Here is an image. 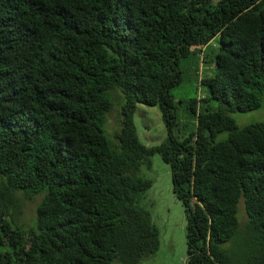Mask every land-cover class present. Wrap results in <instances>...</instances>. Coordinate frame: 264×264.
<instances>
[{
	"label": "trees",
	"instance_id": "obj_1",
	"mask_svg": "<svg viewBox=\"0 0 264 264\" xmlns=\"http://www.w3.org/2000/svg\"><path fill=\"white\" fill-rule=\"evenodd\" d=\"M214 39V73L185 102L195 127L179 139L180 59ZM117 90L111 143L102 126ZM263 96L264 0H0V264L153 256L159 231L140 205L151 180L138 170L154 152L185 208V264H264V121L227 114ZM137 103L159 106L160 144L138 139ZM19 193L43 195L27 226Z\"/></svg>",
	"mask_w": 264,
	"mask_h": 264
},
{
	"label": "rangeland",
	"instance_id": "obj_2",
	"mask_svg": "<svg viewBox=\"0 0 264 264\" xmlns=\"http://www.w3.org/2000/svg\"><path fill=\"white\" fill-rule=\"evenodd\" d=\"M201 49L197 53H191L180 59L181 81L180 84L170 89L174 97L178 128L175 133L179 139L185 131H191L195 127V118L189 115L185 102L188 99L197 100L206 95V86L201 84V78L213 75L215 66L212 45ZM112 110L106 115L102 126L103 133L111 143H117L115 132L119 130V109L123 102L119 90L113 92ZM261 106L244 112L227 111L239 126L264 121V96ZM207 104L211 110L218 109L216 100H210ZM134 125L138 139L146 147L160 144L167 136V128L162 119L158 105L137 103L133 114ZM185 127V128H184ZM228 137V132H220L215 135V140H223ZM149 166L143 164L138 170V175L151 180V186L141 197L140 205L150 214L151 221L159 231V248L157 252L147 258H143L140 264H185L188 257L186 243V213L182 201L173 192L171 170L168 163L163 161L158 152L149 155ZM22 201V213L19 223L24 226L32 224L37 204L42 199V194L33 195L30 198L19 193ZM239 230L245 229L247 221L243 201L238 203Z\"/></svg>",
	"mask_w": 264,
	"mask_h": 264
}]
</instances>
